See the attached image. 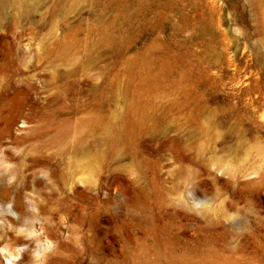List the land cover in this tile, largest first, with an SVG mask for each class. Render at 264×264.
Here are the masks:
<instances>
[{
	"label": "rangeland",
	"instance_id": "rangeland-1",
	"mask_svg": "<svg viewBox=\"0 0 264 264\" xmlns=\"http://www.w3.org/2000/svg\"><path fill=\"white\" fill-rule=\"evenodd\" d=\"M3 201L0 264H264V0H6Z\"/></svg>",
	"mask_w": 264,
	"mask_h": 264
},
{
	"label": "bare ground",
	"instance_id": "bare-ground-1",
	"mask_svg": "<svg viewBox=\"0 0 264 264\" xmlns=\"http://www.w3.org/2000/svg\"><path fill=\"white\" fill-rule=\"evenodd\" d=\"M5 1L6 0H0V11L4 7ZM17 5L19 6L20 11H29V10H31L30 8L26 7L25 4L22 1L21 2H17ZM18 122H19V118H18L17 115H15V116L10 118V120L8 122V127L9 128H14L15 126H17ZM5 204H6L5 201L0 202V209L4 210ZM6 211L11 213V214L16 213V209L13 208V207H11V209H8ZM11 220H15V219L11 218ZM26 231H27L28 235L31 233L30 229H26ZM51 243L52 242L50 241V239L47 238L45 240V242L42 243L41 251H44V250L50 248ZM28 244H29V241L26 239V237H18V236H16V237H14L13 242L5 244L4 248L8 251V253L10 254V256L12 258H15L16 256H18L21 253V250L25 246H27ZM7 264H19V261H14V259H8L7 260Z\"/></svg>",
	"mask_w": 264,
	"mask_h": 264
}]
</instances>
